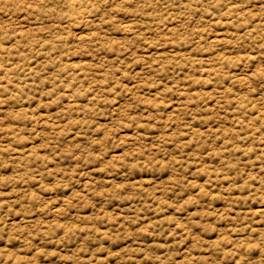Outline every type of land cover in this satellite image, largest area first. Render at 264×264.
I'll return each instance as SVG.
<instances>
[{"label":"rangeland","instance_id":"1","mask_svg":"<svg viewBox=\"0 0 264 264\" xmlns=\"http://www.w3.org/2000/svg\"><path fill=\"white\" fill-rule=\"evenodd\" d=\"M0 264H264V0H0Z\"/></svg>","mask_w":264,"mask_h":264}]
</instances>
